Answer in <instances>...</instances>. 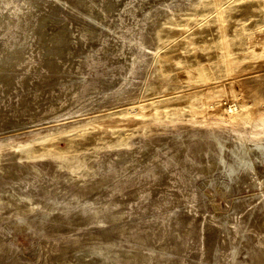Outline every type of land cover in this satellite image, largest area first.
<instances>
[{
    "label": "rangeland",
    "instance_id": "374dc122",
    "mask_svg": "<svg viewBox=\"0 0 264 264\" xmlns=\"http://www.w3.org/2000/svg\"><path fill=\"white\" fill-rule=\"evenodd\" d=\"M105 1L111 3V9L105 14L103 26H100L102 30L93 33L90 39L82 37L75 13L59 3L60 7L62 5L59 13L64 20L57 29L49 26L46 21L57 22L49 17L52 7L55 11L58 9L55 0H15L17 9L14 3L0 7V18L5 19L0 21L1 56L8 52L5 22L16 20L15 11L23 16L36 10V17L46 20L42 37L32 38L23 55L13 57L7 64L0 62V180L13 179L4 185L0 197V225L11 222L18 214L32 225L39 224V215L45 207L51 211L45 220L46 226H52L50 237L40 240L37 235L30 236V231L22 225L12 230V240L18 251L4 252L7 264L15 258L27 260L28 264H84L77 261L81 253L87 252L90 246H105L101 233L110 224L96 222L80 228L76 219L65 224L58 220L60 208L74 207L80 194L88 196L91 204L98 206L116 197V208L122 209L123 216L130 220L137 214L136 209L143 211L147 208L148 198H170L177 213L197 224L199 235L188 240L182 253L164 250L165 261H146L145 264L205 261L207 226H219L222 215H226L231 217L227 225L234 229L248 212L254 213L258 204L264 201V166L258 161H255L256 169L251 180V176H241L228 190L221 180L207 182L206 178L197 177L194 189L202 188L205 193L203 202L195 199V191L175 193L178 188L174 179H169L168 184L158 191L129 186L119 193L113 188L112 181H101L106 168L111 161L118 159V154L127 152L130 157L141 158L143 153H139V148L143 144L147 146L142 150L152 148L146 144L148 140L161 142L170 140L174 131L209 129L206 123H195L190 119L186 102L188 90L194 88L199 92L198 86L205 82H211L217 90H210L212 97L207 101L217 107L222 106L221 103L232 107L238 101L247 105L252 103L253 97L247 95L241 86L244 80L251 79L258 93L254 106L258 119L239 124L235 129L231 125L218 129H226V133L231 130L229 133L233 135L246 137L249 144L264 138V51L260 52V44L254 45L257 35L264 33V0H190L183 3L175 0L166 3H162L164 0H96L100 5ZM98 8L96 5L94 11L98 12ZM132 10L136 11V17L130 15ZM153 12H157L158 17L151 29L152 23L141 20L143 14ZM220 13L223 14V23L218 21ZM115 23L131 26L136 35L142 29L152 30L148 36L146 62L137 78L127 76L121 80L116 76L108 90L98 88L90 93L82 91L78 82L66 87L57 84L56 78L61 74L69 79L77 70L84 71L82 60L88 50H95L101 63L126 62L135 57L133 46H123L121 33L118 30L114 33ZM60 31L64 33L68 46L64 48L63 56H50L57 47L53 41ZM226 43L232 46L235 59L230 66L222 59ZM252 50L256 54L250 53ZM61 52L58 48V53ZM39 54L44 56L38 58ZM163 54L173 57L171 63L164 60ZM49 57L54 60L49 62L54 65L52 69L45 64ZM198 60H203L206 74L210 76L208 80L203 76L201 80L198 77L189 80L185 76L183 68ZM172 68L175 75L170 74L166 79L164 73ZM90 73L85 71L83 75L88 78ZM25 82H30L29 87L19 89ZM216 93L223 94L213 98ZM178 95L180 97L176 98ZM202 99L199 102L202 103ZM162 101L169 102L162 105ZM140 102L152 107L146 114L138 116ZM159 106L161 109L150 113ZM209 118L215 117L210 115ZM132 164L127 165L132 167ZM28 174L45 178L50 191L48 197H44V193L30 194L18 188L17 180ZM127 174L121 173V177L125 178ZM236 202L244 203V210L236 211ZM255 229L250 225L244 232L257 234ZM115 241L112 257L128 252L133 255L131 241ZM152 252L144 249L142 253ZM246 256L244 251L240 254V257Z\"/></svg>",
    "mask_w": 264,
    "mask_h": 264
},
{
    "label": "bare ground",
    "instance_id": "6f19581e",
    "mask_svg": "<svg viewBox=\"0 0 264 264\" xmlns=\"http://www.w3.org/2000/svg\"><path fill=\"white\" fill-rule=\"evenodd\" d=\"M14 1L0 0V7H2V4L9 7L14 3V8L17 9L18 6ZM167 1L168 0H164L162 3H166ZM175 1L183 3L190 0ZM55 2L58 9L55 11L52 7L49 17L53 18L51 20H57L58 23L46 21L40 16L36 17V10L31 13L29 11L23 16L18 14L17 11L13 13L16 20L11 19V21L8 20L7 23L5 22V26L7 27L5 34L8 35V52H4L3 56L0 55V62L7 64L13 57L20 56V54L23 55L28 45L31 43L32 38L37 37L38 39L42 37V30L43 27L46 26V22L49 23V26H53V29H57L56 27L64 20L59 13L60 11L62 12V5L65 8H70L75 13L74 15L77 16V21L81 26V35L86 39H90L93 33H99L100 30H102L100 26H103L105 14H107V11H110L112 6L110 2L106 1L103 5L97 4L96 0H55ZM58 3L62 4L61 7ZM96 5L99 7L98 12L94 11ZM167 7H170V4H168ZM129 12L131 13L130 15L137 16L135 10ZM157 15V12L143 14L141 21L152 23V29L153 23L158 17ZM218 18L220 23L224 22L222 13L218 15ZM0 21L4 22L5 19L0 18ZM151 29H142L141 33L136 35V31L132 30V27L129 25L123 26L120 23L113 24L114 33L118 31L121 33L122 45L133 46L132 50H134L135 57L126 62L107 61V63H101V59L97 56V52L95 50H88L85 52L82 60L84 63V71L77 70V73L71 75L69 79L61 74L60 77L56 78L58 80L56 83L66 87L73 82H78L82 87V91L90 93L98 88L108 90L111 88L112 80H114L116 76H119L121 80L127 79V76L137 78L144 62H146V51L149 47L147 46L149 42L148 36L151 34ZM63 34L64 33L60 31L58 35H55L56 39L53 41V45L57 43V47L53 49L50 56H63L64 48L68 46ZM255 40L254 45L260 44V52L263 53L264 33H259ZM59 42L60 45L58 46ZM58 48L62 50L61 53H58ZM224 48L225 49L222 48V59L230 66L235 60L232 54L233 48L229 43H226ZM250 53L256 54V51L252 50ZM43 56L44 55L39 54L38 58ZM161 56L170 63L171 59H173L170 54H163ZM50 61L52 63L54 62L52 57H49L45 64L46 66L49 64L47 68L52 69L51 67L54 65L49 63ZM202 61L203 60H198L195 64L183 68L185 69L183 71L187 79L191 80L196 77L200 79L202 76L205 77V80L210 78V76L206 74L207 70L204 69L205 64L202 63ZM173 65H176V62L173 61ZM228 69L231 70V67ZM85 71L88 73L91 71L88 78L83 75ZM174 72L172 68L170 72L164 73L167 76H163L167 79L168 75H175ZM241 80L242 79H240V82ZM29 84L30 82L22 83L19 89H25L29 87ZM188 85L190 86V83ZM241 86L242 90L244 88L243 91L246 90L245 93L247 95L251 94L253 97L252 103L249 105L238 101L237 104L232 107L225 106L223 103H221L222 106H215L212 101H207L212 97L210 95V90L217 92L216 86H211V82H205L198 86L199 92L194 91V88L188 90L189 93L186 95V102L188 105L187 107H189L188 113L190 119L195 123H206L209 129L199 131L194 128L195 130L181 131V133L178 130L179 132H172L173 135L169 138L170 140L167 139L161 142H157V140L154 142L153 140H148L146 144L148 143L152 148L148 151L142 150V148L147 146L143 144L141 148H139V153H143V157L141 158L130 157L127 155V152L120 155L118 154V159L111 161V164L106 168V173L102 176L101 181H112L114 184L113 188L119 193L125 191L126 188H130L129 186H134L137 189L148 188L158 191L161 190L164 185L168 184L169 179H174L175 186L178 188L175 193H185L189 190L195 191V199L203 202L205 193L202 188L196 187L194 189V181L197 177L206 178L207 182L221 180V184L227 187V190L231 186V183L236 182L241 176H251V180L256 169L255 161H258L259 164L264 166V138L253 140L249 144V139L246 137L238 136L236 133L233 135L229 133L231 130L226 133V129H218L227 125H231V128L235 129L239 124L250 123L253 122L254 119H258L255 110L256 97H258L257 89H255L251 79L244 80ZM233 92L236 94L235 90H233ZM222 94L216 93V96L213 98H217ZM197 96H199L198 99ZM177 97L180 96L178 95L176 98ZM200 99L204 101L201 103L199 102ZM221 101L222 99L220 98V102ZM168 102L169 101H162L161 103L165 105ZM141 103L142 102H140L138 107V116L146 114L149 108L152 107V105ZM182 107L183 106H181V108ZM159 109H161L160 106L153 109L150 113ZM210 115L215 118L210 119ZM127 118L132 119L133 117L128 116ZM124 120L127 119L124 118ZM124 120L120 121L124 122ZM228 128H230V126ZM130 162H133L132 167L127 165ZM126 172L129 174H127L125 178L121 177V173L126 174ZM11 181H13L12 177L2 178L0 180V197L4 192V185ZM17 181L18 188L21 190L25 189L26 193H44V197L49 196L50 191L47 190L45 178H39V176L37 177V175L34 174H28L25 178L20 177ZM62 182L64 183V181ZM78 197L75 200L74 207L64 206L60 208L58 220L65 224V222L70 223L72 219H76L79 222L80 228L86 224L96 222L110 224L107 229H102L103 233H101L105 246H90V249H86L87 252L81 253L77 258L78 262H83L84 264H145L146 261H165L167 257H165V259L163 258L165 253L164 250L174 254L182 253L185 250L184 247L188 240L191 239V237H197L199 235L197 224L191 222L187 217H183V214L177 213V211L174 210L175 205L170 201V198L158 200L155 198H148L149 200L146 203L147 208L143 211L136 209L137 214L131 217L130 220V218L123 216L124 212L122 209L116 208V197L112 198L108 203L106 202L107 204H102V206H98L95 203L91 204L86 195L80 194ZM244 207V203L242 202H236L234 205L236 211L244 210ZM50 212V210L48 211L43 207L38 218L39 224L32 225L30 221L27 222L24 216L18 214L11 222L9 221V223H2L0 225V264H7L5 263V256L7 254H4V252L14 253L18 251V248L12 240V230H16L19 225L27 227L30 231V236L36 237L37 235V237H40L39 240L43 238L48 239L50 237L52 226H46L45 221ZM230 220L231 217L222 215L219 226H207L205 240L207 250L205 261H192V264H264V246H261L262 243H264V201L258 204L254 213L248 212L246 216L237 223L234 229L227 225ZM250 225L256 228L257 234H248L244 232ZM143 227L148 229L145 231ZM223 233L224 237L222 238ZM117 239L127 242L131 241L133 243L132 248L134 253L132 256L128 252L117 257H112L114 253L112 249L115 248L113 246L117 243L115 241ZM159 240H161V242L157 245L156 243ZM144 249H150L153 252L150 254H143L142 252ZM243 251L246 252V257H240ZM11 264H28V261L15 258L12 260Z\"/></svg>",
    "mask_w": 264,
    "mask_h": 264
}]
</instances>
